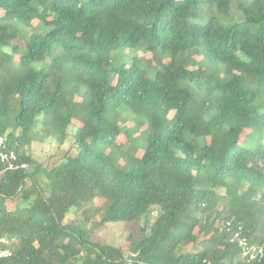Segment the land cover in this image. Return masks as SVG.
Wrapping results in <instances>:
<instances>
[{
  "label": "trees",
  "instance_id": "16d2710c",
  "mask_svg": "<svg viewBox=\"0 0 264 264\" xmlns=\"http://www.w3.org/2000/svg\"><path fill=\"white\" fill-rule=\"evenodd\" d=\"M0 11V134L28 164L0 159L13 249L0 264H264L236 239L241 226L264 246V0H0ZM124 48L142 53L127 62ZM121 107L146 120L141 151L116 147ZM43 114L60 142L85 119L77 154L29 153ZM72 208L81 221H66ZM115 222L142 236H94Z\"/></svg>",
  "mask_w": 264,
  "mask_h": 264
},
{
  "label": "rangeland",
  "instance_id": "374dc122",
  "mask_svg": "<svg viewBox=\"0 0 264 264\" xmlns=\"http://www.w3.org/2000/svg\"><path fill=\"white\" fill-rule=\"evenodd\" d=\"M4 15V11H0V17ZM38 20L33 21V26H37ZM31 29L29 28L28 32L31 34ZM38 29V27H37ZM35 29V30H37ZM47 30V29H46ZM45 32V31H44ZM15 43L19 44L20 46H23V40L19 39L14 41ZM130 49V48H124V49H118V55L123 53L124 57L127 59V62L132 61V57L134 55H138L142 53V50L137 49ZM116 52V51H115ZM118 55L116 57V54H113V61H118ZM149 56L150 54H146ZM50 60V57H47L45 62H48ZM45 62H37V65H45ZM116 75H113V81H116ZM73 77L72 73L68 74L66 76L65 80V88L66 90H69L71 86L73 85ZM79 97L83 98L82 91H79L77 94ZM83 101L87 102L88 97L86 99H82ZM119 124L122 127V133L117 138V148H126L129 145H139L141 146L140 151L143 150V147H145L146 143V120L144 117L140 115H136L131 110L127 109L126 107H121L119 109ZM41 119H43L44 122L40 123L35 128L31 129L30 135H31V144L29 148V153L39 162H42L46 164L47 162L49 164H53L54 162H58L60 160V155L70 149V154L75 155L77 154L78 150L76 148L71 147L73 141H74V133L77 129L78 125L83 123L85 121L84 118L76 119L72 122V124L68 127V135L66 137V140L64 142H60L57 137L51 136L48 134L47 129L49 126V118H47V115H41ZM90 144H92L90 142ZM93 146L103 149V144H92ZM110 151V150H109ZM56 154V155H55ZM113 157L118 161L119 163L122 161L121 155H116V153H113ZM96 206L101 207L102 204V198H98L96 200ZM74 208H72L66 217V221H81L82 216L81 214H75L73 212ZM96 216L99 217V214L97 213ZM205 231L202 229V234H204ZM94 236H97L101 241L115 244V245H124L131 244L136 239H139L142 234L140 232L139 226L136 223H128V222H115L110 223L107 226L99 228ZM191 249H197V245H190Z\"/></svg>",
  "mask_w": 264,
  "mask_h": 264
},
{
  "label": "built area",
  "instance_id": "2783aa9c",
  "mask_svg": "<svg viewBox=\"0 0 264 264\" xmlns=\"http://www.w3.org/2000/svg\"><path fill=\"white\" fill-rule=\"evenodd\" d=\"M0 159L7 164L9 169L27 168L26 162H19L17 153L8 145V138L6 135L0 134ZM230 224V222H227ZM236 239L241 249V257L247 261L260 259L264 254L263 245H254L249 242L247 236L244 234L242 227L236 232ZM10 240L5 235H0V259L12 256L13 249L9 246Z\"/></svg>",
  "mask_w": 264,
  "mask_h": 264
}]
</instances>
